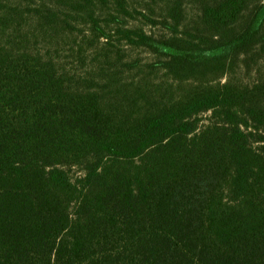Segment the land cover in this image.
<instances>
[{
  "label": "trees",
  "instance_id": "trees-1",
  "mask_svg": "<svg viewBox=\"0 0 264 264\" xmlns=\"http://www.w3.org/2000/svg\"><path fill=\"white\" fill-rule=\"evenodd\" d=\"M0 264H264V0H0Z\"/></svg>",
  "mask_w": 264,
  "mask_h": 264
}]
</instances>
